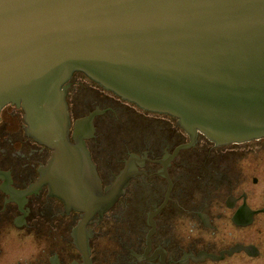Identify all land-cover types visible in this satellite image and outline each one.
<instances>
[{
	"label": "water",
	"instance_id": "water-1",
	"mask_svg": "<svg viewBox=\"0 0 264 264\" xmlns=\"http://www.w3.org/2000/svg\"><path fill=\"white\" fill-rule=\"evenodd\" d=\"M75 73L175 119L189 138L179 149L197 135L264 138V0H0V112L22 111L25 136L50 151L37 186L87 220L123 194L130 167L103 190L85 146L91 117L70 136ZM75 246L89 264L87 244Z\"/></svg>",
	"mask_w": 264,
	"mask_h": 264
},
{
	"label": "flooded vegetation",
	"instance_id": "flooded-vegetation-1",
	"mask_svg": "<svg viewBox=\"0 0 264 264\" xmlns=\"http://www.w3.org/2000/svg\"><path fill=\"white\" fill-rule=\"evenodd\" d=\"M66 102L70 136L91 117L85 146L102 189L127 165L130 178L101 217L66 211L37 186L50 151L25 136L22 111L5 106L0 264H86L76 239L87 244L89 264H264V138L215 146L197 135L179 149L189 138L175 119L145 112L80 73L68 82Z\"/></svg>",
	"mask_w": 264,
	"mask_h": 264
},
{
	"label": "rangeland",
	"instance_id": "rangeland-1",
	"mask_svg": "<svg viewBox=\"0 0 264 264\" xmlns=\"http://www.w3.org/2000/svg\"><path fill=\"white\" fill-rule=\"evenodd\" d=\"M93 90H94V89L88 87V91H86V92H88V93H86V94H89V93H90L91 91H93ZM89 91H90V92H89ZM86 94H85V95H86ZM87 96H88V95H87ZM87 96H86V98H88ZM86 98H85V99H86ZM82 99H83V98H82ZM80 105H82V103H81ZM78 108H79V106H78ZM131 109H132V108H131ZM131 109H130V110H131ZM131 111H132V116H134V115L136 116V114L139 113L136 109H132Z\"/></svg>",
	"mask_w": 264,
	"mask_h": 264
}]
</instances>
